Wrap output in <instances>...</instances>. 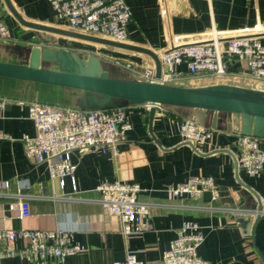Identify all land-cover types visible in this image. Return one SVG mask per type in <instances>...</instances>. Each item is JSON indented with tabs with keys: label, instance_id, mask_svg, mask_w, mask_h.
I'll list each match as a JSON object with an SVG mask.
<instances>
[{
	"label": "crops",
	"instance_id": "0c3cea01",
	"mask_svg": "<svg viewBox=\"0 0 264 264\" xmlns=\"http://www.w3.org/2000/svg\"><path fill=\"white\" fill-rule=\"evenodd\" d=\"M12 1L28 20L69 28L48 0ZM127 2L133 12L127 42L146 46L157 53L169 50L175 38L180 43L196 42L205 38L202 33L213 30L227 36L264 33V0ZM0 5L1 16L12 29L11 40L21 41L20 44L0 41V60L28 63L30 47L37 43L35 37L38 36L47 43L67 48L72 45L55 35L36 33L22 26L3 0ZM207 35L212 37L210 33ZM260 38L264 42V36ZM98 47L100 53L110 58L144 62L146 66L153 64L151 58L142 53ZM124 71L128 78L134 75L132 71ZM196 78L201 77L186 80ZM225 79L252 80L243 70ZM11 99L0 109V134L11 136H0V264H32L31 258L23 253L27 242L9 239L6 235L9 230L58 228L64 229L73 242L84 246L83 251L66 257L65 264H115L129 250L135 251L147 264H156L186 219H196L203 226L205 240L199 254L212 264H264V215L255 229L256 247L251 235L237 220L239 214L254 215L260 204L264 206V173L261 177H252L240 167L237 169L235 161L238 156L235 135L243 130L245 118L242 115L166 105L156 110L152 134L149 131L150 105L126 102L123 106L129 112L132 127L119 143L118 156L105 153L101 148L73 154L78 191L71 193L68 180L69 196H62L57 181L50 178L47 164L33 162L25 155L21 138L24 134H35L27 108L28 98ZM190 112L215 131L211 139L193 142L199 152L184 144L185 139L179 132L180 121ZM194 175L212 177L219 197L213 201L206 193L200 198L185 195L167 199V186L183 183ZM104 181L138 183L143 189L139 195L142 200L168 205L152 210L148 231L126 236L121 230L120 217L107 212L98 201L100 193L96 187ZM19 192L30 196L31 215L25 218L19 215L17 208H10L11 203L16 204L15 195Z\"/></svg>",
	"mask_w": 264,
	"mask_h": 264
},
{
	"label": "built area",
	"instance_id": "2783aa9c",
	"mask_svg": "<svg viewBox=\"0 0 264 264\" xmlns=\"http://www.w3.org/2000/svg\"><path fill=\"white\" fill-rule=\"evenodd\" d=\"M48 1L56 15L70 29L118 41L128 40V27L133 19V12L127 0ZM214 31L202 33L205 38L196 42L180 43L178 38L173 39L170 49L160 53L163 65L160 78L155 76L154 66H145L142 71H137L138 79L176 84L175 82L188 77H200L204 74L223 77L243 70L254 79L264 80V42L260 37L249 34L227 36ZM209 33L211 38L207 37ZM11 38L12 29L0 12V40ZM11 100L0 96V109ZM148 105L156 108L166 106ZM27 108L35 134H24L21 138L25 155L33 162L47 164L50 178L57 181L62 196H69V192H66L68 180L71 182V193L78 191L77 164L73 160V154L101 148L105 153L118 156L119 143L132 127L129 112L124 106L88 109L33 100L27 102ZM179 132L185 140L205 142L212 138L215 131L194 119L184 117L180 121ZM0 136L11 138L9 134ZM235 136L239 167L252 177H261L264 173V139L242 132ZM6 186H9V182H6ZM96 190L100 193L98 201L102 207L120 217L122 230L126 235L144 233L150 228L153 208L168 205L142 200L139 195L143 189L138 183L104 181ZM165 192L169 200L185 195L200 198L209 193L214 201L220 195L212 177L199 175L191 176L183 183L169 185ZM15 198L17 202L11 203L10 208H17L22 218L30 216V196L19 192ZM206 208L223 209L218 206ZM235 210L242 212L239 208ZM254 212L258 213L259 210ZM260 214L264 215V210ZM6 235L9 239L19 238L27 242L23 253L31 258L32 264H65L66 257L84 250V246L73 242L72 237L62 228L9 230ZM204 240L205 231L200 222L186 219L156 264H211L199 254ZM115 264L147 262L138 257L135 251L129 250Z\"/></svg>",
	"mask_w": 264,
	"mask_h": 264
},
{
	"label": "water",
	"instance_id": "95a60500",
	"mask_svg": "<svg viewBox=\"0 0 264 264\" xmlns=\"http://www.w3.org/2000/svg\"><path fill=\"white\" fill-rule=\"evenodd\" d=\"M3 2L22 26L36 33L61 35L97 45L145 54L154 63L155 76L157 78L161 76L163 66L161 54L151 48L66 27L31 21L21 14L12 0H3ZM251 36L262 37L264 33H255ZM38 37L41 43H34L30 47L28 63L0 60V77L76 90L83 95L84 104L88 109L108 105L123 106L126 102H133L236 113L245 118L242 133L264 139V89L230 83L185 86L158 81L117 78L111 75V70L103 58L95 54L79 55L70 48L47 43L43 38L41 39V36ZM45 65H51V67ZM156 110L155 106L150 107L149 131L152 134ZM184 144L192 146L195 151L199 152L193 141L185 140ZM235 161L238 169L236 157ZM244 186L251 190L247 185L244 184ZM263 207V204L259 205V212L256 216L252 214L237 216L239 224L247 234L251 235L255 247V229L261 218L260 211Z\"/></svg>",
	"mask_w": 264,
	"mask_h": 264
},
{
	"label": "rangeland",
	"instance_id": "374dc122",
	"mask_svg": "<svg viewBox=\"0 0 264 264\" xmlns=\"http://www.w3.org/2000/svg\"><path fill=\"white\" fill-rule=\"evenodd\" d=\"M46 34H49V33H46ZM55 36H56L55 38H57V39H62V40H65L67 42L70 41L71 44H72L70 46V48L72 50L76 51L79 55H82V54H95V55L103 58L104 59L103 61L106 63L107 66H109V69L112 72L111 75L114 76V77L116 75H120V76H122L123 79H130V78L131 79H138L139 78L138 77L139 74H138L137 71H142L144 69V67L147 65L144 62H140V63L129 62L127 59H123V58H120V57H118V58H112L111 57L110 58V56L109 57L108 56H104L105 54L103 55L102 53H100L98 51V49H99L98 46L99 45L94 44V43H91V42L80 41V40H78L76 38H70V37H65V36H61V35H55ZM35 39H36V42L37 43H41L39 37H35ZM0 41H5L7 43L9 42L10 44H15V43L20 44L21 43V41H19L17 39H12V40L11 39H7V40H0ZM44 41H46V40L44 39ZM49 42H51V41H49ZM116 61H120V63H116ZM153 65H154V63L151 66H153ZM45 66L51 67V65H45ZM154 68H155V66H154ZM124 70L132 71L134 75L131 74L132 77L130 76L128 78L129 75L128 74H125V71ZM232 74H236V73L235 72L234 73L231 72L230 74L225 75L223 77H219V76H216V75L204 74V75H201L200 76L201 78H196L194 80L193 79L192 80L191 79L190 80H182L181 82H175V83L178 84V85H185V86H200V85H209V84H214V83H230V84L242 85V86H246V87L264 89V80L256 79L255 81H253L254 78H252V77H250V79H252V80H231V79H225V78H227L228 76H230ZM24 88L25 89H28V86L25 85ZM24 88H22L21 86L19 87L17 85H5V84H1L0 85V94H8V95H10V92L14 93V92L18 91L19 89H24ZM32 89L36 90V92H39V91L42 92V91H44L45 88L35 87V88H32ZM33 93L34 92H32V91L29 93L31 99L41 100L40 98H42V97H40V96H37L36 97V96H34ZM22 95H24V94H22ZM76 97H77L76 101L75 100H72V103L70 101H67L66 99L58 100V101H53L51 103L56 104V105H61V106L62 105L63 106H68V104H74V105H69V106H83L84 108H86V106L84 104L85 101H84L83 95L81 93L78 94V95L76 94ZM29 101H33V100H29ZM65 102H68V103L67 104H64ZM112 107H120V106L108 105V106L100 107V108H102V109H109V108H112ZM192 113L190 112V113H186L184 115L187 118L194 119V120H196V121L204 124V122H202L201 120H199L197 118V116L191 115ZM237 155H239V151H238ZM254 215L256 216L257 213L254 214ZM262 215L263 214H261V216ZM150 223H151V221H150ZM150 228H151V225H150ZM148 230H146V231H148ZM122 232H123V230H122ZM134 235H138V234H134ZM126 236H131V235H126Z\"/></svg>",
	"mask_w": 264,
	"mask_h": 264
},
{
	"label": "trees",
	"instance_id": "16d2710c",
	"mask_svg": "<svg viewBox=\"0 0 264 264\" xmlns=\"http://www.w3.org/2000/svg\"><path fill=\"white\" fill-rule=\"evenodd\" d=\"M24 83H26L28 85V89L24 88V86H25V85H23ZM1 84L17 85L19 87L21 86L22 88H24V89H19L18 91L14 92V93L10 92V95H8V94H0L1 97L4 95V97H8L9 96L11 98H17V97H20V98H23V99L24 98H28L27 100H36V99H29L30 98V94L29 93L32 91L31 89L34 86H42V88H45L44 91L36 92V90H35L33 94L36 97L37 96L42 97V98H40L41 100H36V101H40V102H43V103H49L50 102L49 104H53V103H51L53 101H58V100H63V99H66L67 101H70L72 103V100L76 101V99H77L76 94L77 95L79 94L78 91L73 90V89H69V88L53 86V85L37 83V82H31V81H24V80L5 78V77H0V85ZM22 94H24V95H22ZM67 103L68 102H65L64 104H67ZM69 105H74V104H68V106ZM168 106L169 107H179V106H170V105H168ZM76 107L84 108L83 106H76ZM181 108H186V107H181Z\"/></svg>",
	"mask_w": 264,
	"mask_h": 264
}]
</instances>
